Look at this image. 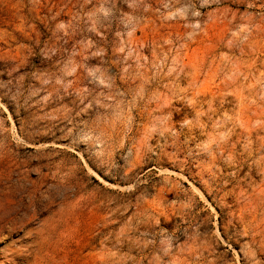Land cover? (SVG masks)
Segmentation results:
<instances>
[{
	"label": "rangeland",
	"instance_id": "374dc122",
	"mask_svg": "<svg viewBox=\"0 0 264 264\" xmlns=\"http://www.w3.org/2000/svg\"><path fill=\"white\" fill-rule=\"evenodd\" d=\"M0 264H264V0H0Z\"/></svg>",
	"mask_w": 264,
	"mask_h": 264
}]
</instances>
